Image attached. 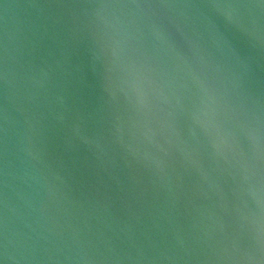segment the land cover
<instances>
[{
  "label": "water",
  "instance_id": "95a60500",
  "mask_svg": "<svg viewBox=\"0 0 264 264\" xmlns=\"http://www.w3.org/2000/svg\"><path fill=\"white\" fill-rule=\"evenodd\" d=\"M0 264H264V0H0Z\"/></svg>",
  "mask_w": 264,
  "mask_h": 264
}]
</instances>
